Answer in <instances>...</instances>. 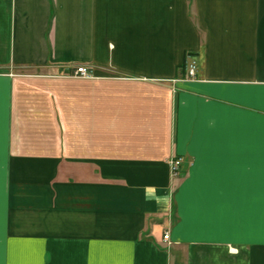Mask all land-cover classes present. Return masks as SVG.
<instances>
[{"label": "crops", "instance_id": "0c3cea01", "mask_svg": "<svg viewBox=\"0 0 264 264\" xmlns=\"http://www.w3.org/2000/svg\"><path fill=\"white\" fill-rule=\"evenodd\" d=\"M0 264H264V0H0Z\"/></svg>", "mask_w": 264, "mask_h": 264}, {"label": "built area", "instance_id": "2783aa9c", "mask_svg": "<svg viewBox=\"0 0 264 264\" xmlns=\"http://www.w3.org/2000/svg\"><path fill=\"white\" fill-rule=\"evenodd\" d=\"M196 70H197V61L191 60L189 63H187L185 77L194 78L196 76ZM68 75L72 77H77V78L94 77L92 70L85 65H78V66L73 67ZM182 162H183L182 157H175L171 159L170 161L171 170L174 176H178L180 174V168H181ZM163 240L170 242V232L169 231H166L163 234Z\"/></svg>", "mask_w": 264, "mask_h": 264}, {"label": "rangeland", "instance_id": "374dc122", "mask_svg": "<svg viewBox=\"0 0 264 264\" xmlns=\"http://www.w3.org/2000/svg\"><path fill=\"white\" fill-rule=\"evenodd\" d=\"M192 60H195V59H192Z\"/></svg>", "mask_w": 264, "mask_h": 264}]
</instances>
